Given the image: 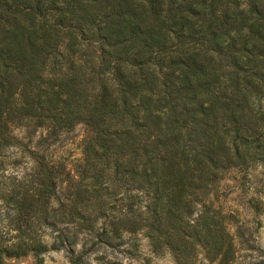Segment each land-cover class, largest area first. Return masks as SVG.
<instances>
[{"label":"trees","instance_id":"trees-1","mask_svg":"<svg viewBox=\"0 0 264 264\" xmlns=\"http://www.w3.org/2000/svg\"><path fill=\"white\" fill-rule=\"evenodd\" d=\"M78 124L90 135L73 180L48 151ZM14 148L32 165L5 177ZM258 164L264 0H0V199L17 221L0 264L46 251L44 225L70 264L94 248L77 253L78 234L113 248L140 230L179 264L199 247L232 264L211 196L226 172ZM63 180L69 201L55 209Z\"/></svg>","mask_w":264,"mask_h":264},{"label":"rangeland","instance_id":"rangeland-1","mask_svg":"<svg viewBox=\"0 0 264 264\" xmlns=\"http://www.w3.org/2000/svg\"><path fill=\"white\" fill-rule=\"evenodd\" d=\"M23 136V130H16ZM46 131L36 133L38 138ZM89 130L83 124L76 125L72 130L60 134L58 142L48 151V157L54 162L64 165L66 173L75 180V170L82 158V145ZM7 163L4 167L5 177L22 175L31 167L29 158L21 155L17 148L7 151ZM21 163L19 164V161ZM70 187L63 180L58 184L57 194L51 200L53 208L68 203ZM215 207L225 216L229 233L237 242V255L232 264H264V165L258 164L246 171L231 170L226 172L217 184L211 196ZM12 205L0 199V240L10 244L17 236L15 230L17 221ZM104 220L97 223L102 226ZM59 227L65 231L69 228L74 232L72 224L62 223ZM41 242L47 246L43 253H29L19 258H4L3 264H70L67 250L63 247L54 248L57 243L58 231L46 225L37 231ZM241 235H244L243 237ZM122 241L116 240L118 246L109 247L100 243L98 238L87 234H78L76 252L80 253L94 247L87 256L84 264H179L169 252L156 253L144 231L135 234L123 233ZM246 241V242H245ZM194 264H217L206 257L205 251L199 247Z\"/></svg>","mask_w":264,"mask_h":264}]
</instances>
